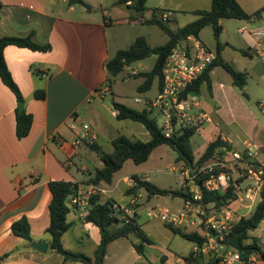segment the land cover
<instances>
[{
  "label": "crops",
  "instance_id": "0c3cea01",
  "mask_svg": "<svg viewBox=\"0 0 264 264\" xmlns=\"http://www.w3.org/2000/svg\"><path fill=\"white\" fill-rule=\"evenodd\" d=\"M85 1L91 6L90 8L84 5H70L67 0H0V38L4 36L24 37L33 34L35 42L51 46L47 51L16 45H8L4 49L6 64L24 97V111L33 116V123L27 136L18 137L17 120L20 101L0 78V264L76 263L72 261L64 263L62 254L58 253L60 256H56L54 252H51L50 235L47 233V228L51 223L50 204L53 195L49 183L68 181L78 184L79 187L92 184L90 179L94 177L96 170L101 168L104 162L91 148V145L95 144L102 151L111 153L114 148L106 151L104 143L108 142L113 147V140L124 135H111L109 131L114 125L102 114L103 109L111 110V115L115 118L119 113L112 105L115 92L113 85L108 84L109 74L106 64L120 49L116 52L111 50L107 31L109 26L120 24L127 19L130 20L131 25H137L138 22L134 21V13L128 8V11L120 9L118 15L113 18L112 13L105 7L106 0ZM212 1L148 0L147 7L151 14L154 10H164L163 15L172 12L169 18L170 24L173 29H177L180 27H174L172 23H175L178 13L195 14L196 10H210ZM237 1L247 13H258V15L250 21L242 20L245 24L238 28L236 33L230 31L222 23L225 41L221 42V45L215 38L213 29L214 38L209 43L202 38L203 31L199 38L216 52L221 46L222 58L233 64L238 71L245 72L247 83L249 79L264 82V59L256 52V41L249 33L253 28L264 24V0ZM115 5L120 4L117 1ZM99 10L103 11L102 15ZM195 16L197 19L196 14ZM244 28L246 31L241 32L240 30ZM261 42L264 46V36ZM241 50L248 51V55H244ZM232 56L236 59H231ZM220 67H215L211 72L212 94L206 86L200 94L202 107L211 117V121L201 128L213 130V136L208 144L218 133L223 135L224 141L234 149H242L246 141H252L260 147V158L264 159V143L253 141L250 138L234 140L222 129L217 113L222 112L225 99L236 94L233 88L236 85L231 75L230 85L216 80L217 69ZM37 90L45 91L44 99L35 96ZM205 94L209 96L211 102L207 103ZM134 103L141 104L135 101ZM142 104V109L153 110L144 103ZM262 104L264 103H259V108L264 111ZM207 105L213 110L209 111ZM245 109L253 125L260 133H264V125L256 119L253 111L247 105ZM119 121L126 124L130 130V134L126 136L143 141L151 139L150 132L142 123L129 119ZM84 124L91 126L89 133L84 130ZM85 135L87 139L77 144L79 138ZM91 135L95 138L92 141L89 140ZM204 151L201 154L194 153L198 158ZM94 161L97 163L95 170L92 171L90 166ZM178 165V168H181L185 163L181 161ZM86 173L89 176L85 178ZM133 175L149 180L142 173H133L123 176L119 183H126L127 189L132 187L130 179ZM109 192L107 190L105 194H101L102 201L114 200ZM147 193L140 190L137 195H128L130 197L128 204L132 198H136L140 208L139 200L150 197V193L148 191ZM184 202L185 208L188 201ZM231 205L238 206V201L235 199ZM251 211L239 210L245 216ZM84 215L72 207L68 215V221L72 223V226L62 237L63 245L66 234L71 232L77 223H81L92 227L90 232L95 240L96 250L101 242L100 229L93 223L86 222ZM23 217H26L30 223L33 242L49 244L47 252L36 249L32 246L33 242L30 243L14 234L13 223ZM140 226L143 228L141 224ZM260 231L263 233V229ZM146 233L152 240L151 244H146L147 250V246H154L155 241L147 231ZM252 234L254 235L255 231ZM131 241L135 249L134 242L138 240L133 238ZM193 246L195 247V243ZM94 252L92 255L83 251L81 253L93 257ZM135 252L136 260L142 261L144 258L138 254L136 249ZM147 256L152 261L150 256ZM163 256L166 257L165 261H162ZM187 256L176 259L174 263L187 264L185 260ZM160 261L162 264L170 262L166 254L160 256ZM82 264L85 263L82 262ZM256 264H264V258L259 259Z\"/></svg>",
  "mask_w": 264,
  "mask_h": 264
},
{
  "label": "trees",
  "instance_id": "16d2710c",
  "mask_svg": "<svg viewBox=\"0 0 264 264\" xmlns=\"http://www.w3.org/2000/svg\"><path fill=\"white\" fill-rule=\"evenodd\" d=\"M67 1L70 5L91 7L85 0ZM147 2L148 0H118V4L125 5L126 8L133 11L135 22L158 25L168 35V41L164 45L152 46L147 37L139 36L129 48L118 50L115 56L106 64L109 74L108 84L110 86L113 85L115 77L126 72L127 67L130 68L137 62L145 60L152 55H157V61L153 69L136 74L135 77L144 78V82L138 87L140 92L150 90L155 79L158 80V89L160 91L164 83L163 68L165 61L172 48L179 42L186 40L188 36L192 35L199 38L201 31L210 26L219 45H221L223 20L239 19L250 21L258 15V13H247L237 0H213L210 10H196V20L183 27L173 29L170 24L171 20L169 18L167 20L163 19L164 10H154L150 17H145V13L148 11ZM8 45L27 47L39 51H47L51 46L49 44H38L34 41L33 34L24 37L4 36L0 38V78L15 93L19 101H24L23 94L6 64L4 49ZM241 52L244 55H248V51L241 50ZM217 66L223 67L232 76L234 85L240 88L243 94L246 95L244 89L247 85V74L238 71L233 64L222 58L221 46L217 50L216 60L204 71L195 85L190 87L189 92L191 94H201L203 87L206 86L209 93L212 94L211 72ZM35 96L44 99L46 93L44 90H37ZM112 105L119 112L117 115L119 120L129 119L142 123L150 132L151 139L143 141L121 135L113 140L114 149L111 153L102 151L95 144L91 145V148L99 154L104 164L96 170L94 177L90 179V183L111 185L115 173L120 171L128 160H132L138 165L142 164L148 161L157 147L162 145H167L174 149L178 153L177 161L184 162L194 170L210 160L222 158L227 152L234 150L233 146L224 141L223 135L218 133L215 135L214 140L208 144L204 153L197 158L194 153L192 137L200 128L184 127L167 137L164 130L159 126L158 116L156 114L152 115L153 110L148 108L139 110L117 101L115 98L112 99ZM32 123L33 116L30 113L24 111L22 114H19L17 120L18 137L23 138L27 136L31 130ZM206 177L208 176L197 179V183L201 184L202 179ZM133 179L136 184L127 189L126 194L129 196L137 195L140 190H146L150 195L182 197L186 202L192 198L191 192H186L184 188L181 190L161 188L149 180L142 179L139 175H133ZM49 186L53 195L50 204L51 223L47 228V233L50 235V249L62 254L64 256V263L67 261H82L85 264H105L108 247L112 242L120 238H135L138 240V242H134L138 254L147 261V264H156L146 254V244H151L152 240L137 222L136 218L133 223H125L121 219L123 212L120 209H115L116 202L112 199L102 201L101 194L89 198L90 208L84 215V220L96 225L101 233V242L96 248L93 257L81 252L67 250L63 245L62 237L72 226V223L68 221V215L73 206L70 204L68 196L79 186L68 181H51ZM201 195V199L198 201L199 205H213L216 207L231 205L237 197L233 191V187H230L225 192L203 190ZM135 207H138V204ZM263 220L264 199L255 205L249 215L242 217L236 223L224 241L226 247L239 251L244 260H248L257 251H260L261 258H264V251H261L258 239L252 234ZM165 226L175 235H179L193 243L202 245L207 240L198 230L189 232L183 227H176L167 222H165ZM12 231L30 243L33 242L30 223L26 217L15 221L12 225ZM165 260L166 257L163 256L162 261ZM185 260L187 264H219L220 262L219 257H212L209 260H205V258L197 260L193 257L192 252L189 256L185 257Z\"/></svg>",
  "mask_w": 264,
  "mask_h": 264
},
{
  "label": "rangeland",
  "instance_id": "374dc122",
  "mask_svg": "<svg viewBox=\"0 0 264 264\" xmlns=\"http://www.w3.org/2000/svg\"><path fill=\"white\" fill-rule=\"evenodd\" d=\"M117 1L118 0L105 1V7L112 13L113 18L118 15L120 9L128 11L124 5H115ZM99 13L102 15L103 11L99 10ZM150 16L151 13L147 11L145 13V17ZM195 19V14L191 12L178 13L175 23H172V25L174 27H183ZM129 21L130 20L127 19L120 24L113 26L111 25L108 27L107 33L112 51L116 52L118 49L129 48L133 41L139 36L147 37L149 43L152 46L164 45L168 40V35L156 24L149 25L145 23H138L137 25H131ZM237 22L238 24H236ZM222 23L226 28L234 33L237 32L238 28L245 24V22L242 20L237 21L234 19H225L222 21ZM202 31V38L206 43H209L210 40L214 38L212 28L208 26ZM234 56H232L231 59H236ZM156 61L157 55H152L145 60L135 63L130 68L127 67L125 73L115 77L113 82V88L115 92L114 98L117 101L123 102L128 106L138 109H142L143 104L134 103V98L136 96L142 99L157 98L159 94L157 79H155L150 90L140 92L138 87L144 82V78L135 77L136 74H140L143 71L152 70ZM216 80H219L222 84H231L230 74L222 67L217 69ZM233 88L237 95L233 94L230 96V98L225 99L222 112L217 113V116L222 123V129L230 138L234 140L238 138L241 140L244 138V140L250 138L253 141L264 143V133H260L257 130V127L253 125V121L245 109V105H247L253 111L256 119L264 125V111L259 108V103H264V82H258L257 80L249 79V82L244 89L246 95H244L243 91L238 87L234 86ZM205 95L203 97H205ZM206 99L207 103L211 102L208 95H206ZM207 109L211 111L210 109H212V107L207 105ZM102 114L114 125L109 131L111 135L130 134V130L127 125L113 117L111 115V110L103 109ZM155 114V112H152V115ZM158 122L161 123V120L159 119ZM212 136L213 130L210 128H204L200 131H197L192 137L194 152L196 154H201L206 149L208 141ZM104 149L109 151L110 149H113V147L111 144H108V142H105ZM177 157L178 153L171 147L167 145L159 146L153 151L148 161L138 165L132 160H128L124 164L123 168L115 173L113 184L108 185L103 183L101 186L110 191L109 195L112 196L119 205H127L128 200L130 199V197L126 194L127 184L124 182H119L123 176L131 175L133 173L144 174L145 177L149 179V181L161 188L173 190H181L184 188L186 192H190L194 185L193 183H190L188 185L189 188L184 186L183 179L179 176L178 164L180 162L176 161ZM96 163L97 162L94 161L90 166L92 171L95 170ZM88 176V173L84 175L85 178ZM143 191L145 194H148L147 191ZM184 201L185 200L182 197H172L170 195H150L149 199L144 197L139 200L141 206L140 208L139 206L136 207V210L138 208L139 209L137 213L138 216L136 215L135 218L155 241L154 246H147L146 253L156 264H162L160 261V256L163 254H166L169 257L170 262L167 264H175L174 262L176 259L190 255L189 253L194 247L191 241L184 239L179 235H175L170 229H168L165 226V221L163 220L160 213V209H166L170 211V213L176 214L184 208ZM211 208H213V206ZM72 216L74 215L72 214ZM203 227V225H200V223L197 222L195 226L189 225L183 228L189 232L198 230L203 234L201 230ZM90 228L92 227L77 223L74 229L66 234L64 239L65 247L71 251H83L88 255H92L95 250V240L91 235ZM261 229H263L264 235V220L255 230V233H258ZM131 240V238H120L111 243L109 246V254L106 256L105 263L147 264L145 259L142 261L136 260L137 254L133 248ZM51 252H54L56 256H60L55 251ZM205 260H209V258L205 257ZM75 264H82V262L79 261Z\"/></svg>",
  "mask_w": 264,
  "mask_h": 264
},
{
  "label": "built area",
  "instance_id": "2783aa9c",
  "mask_svg": "<svg viewBox=\"0 0 264 264\" xmlns=\"http://www.w3.org/2000/svg\"><path fill=\"white\" fill-rule=\"evenodd\" d=\"M171 15L172 12H168L163 15V19L167 20ZM249 33L256 41V52L264 59V46L261 42L264 36V24L253 28ZM216 58L217 52L209 48L200 38L188 36L186 40L173 47L168 55L163 68L164 83L157 98H134L136 103H144L156 112L161 120L159 126L167 137L184 127L201 129L211 121L210 115L202 107L200 94H191L189 89ZM261 106L264 107V104ZM83 127L87 133L91 131L89 124H84ZM86 139V135L80 137L77 144ZM94 139L92 135L89 137L90 141ZM178 169L184 186L189 188L190 183L194 185L190 190L192 198L186 203L185 208L176 214L166 209H160V213L165 222L176 227L195 226L197 222L204 226L201 230L207 240L202 245L195 244L193 257L197 260L219 257V264H256L261 259L260 251L254 252L248 260H244L239 251L227 248L224 241L236 223L245 216L239 210L247 209L250 212L263 199L264 159L260 158V147L252 141H246L242 149L227 152L222 158L212 159L195 170L186 164ZM203 176L208 177L198 184L197 179ZM130 181L133 186L136 184L133 177ZM230 187H233L237 196L238 206L216 207L198 204L203 190L225 192ZM106 192V188L92 183L78 187L68 199L75 210L86 214L90 208L89 198ZM136 204V198H132L126 206L115 204V209L123 212L121 219L125 223L134 222L137 215ZM254 236L259 241L261 251H264L263 233L259 231Z\"/></svg>",
  "mask_w": 264,
  "mask_h": 264
},
{
  "label": "water",
  "instance_id": "95a60500",
  "mask_svg": "<svg viewBox=\"0 0 264 264\" xmlns=\"http://www.w3.org/2000/svg\"><path fill=\"white\" fill-rule=\"evenodd\" d=\"M225 41V34L222 32L221 34V42L224 43ZM18 112L19 114H22L24 112V102L20 101L18 103ZM32 246L35 247L36 249L42 251V252H47L49 249V244L47 242H33Z\"/></svg>",
  "mask_w": 264,
  "mask_h": 264
}]
</instances>
